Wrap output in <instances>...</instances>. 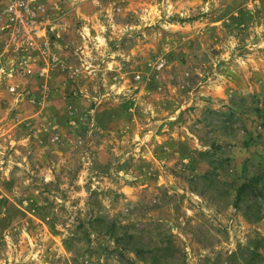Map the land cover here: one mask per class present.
<instances>
[{"label":"rangeland","instance_id":"374dc122","mask_svg":"<svg viewBox=\"0 0 264 264\" xmlns=\"http://www.w3.org/2000/svg\"><path fill=\"white\" fill-rule=\"evenodd\" d=\"M7 1L0 264H264V0Z\"/></svg>","mask_w":264,"mask_h":264},{"label":"built area","instance_id":"2783aa9c","mask_svg":"<svg viewBox=\"0 0 264 264\" xmlns=\"http://www.w3.org/2000/svg\"><path fill=\"white\" fill-rule=\"evenodd\" d=\"M2 15L9 25V30H6L9 33V44L15 51L26 52L36 46L38 15L30 0H8ZM27 63L28 54L21 57L18 67L24 69L26 73H31L32 69ZM44 71L46 72L45 69H41L40 74H44Z\"/></svg>","mask_w":264,"mask_h":264},{"label":"trees","instance_id":"16d2710c","mask_svg":"<svg viewBox=\"0 0 264 264\" xmlns=\"http://www.w3.org/2000/svg\"><path fill=\"white\" fill-rule=\"evenodd\" d=\"M153 264H157V263H153Z\"/></svg>","mask_w":264,"mask_h":264}]
</instances>
